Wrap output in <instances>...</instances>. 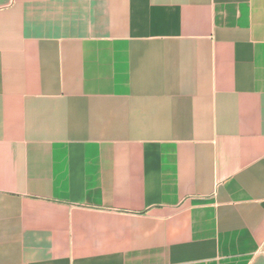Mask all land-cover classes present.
<instances>
[{
  "label": "crops",
  "instance_id": "1",
  "mask_svg": "<svg viewBox=\"0 0 264 264\" xmlns=\"http://www.w3.org/2000/svg\"><path fill=\"white\" fill-rule=\"evenodd\" d=\"M0 264H264V0H0Z\"/></svg>",
  "mask_w": 264,
  "mask_h": 264
}]
</instances>
